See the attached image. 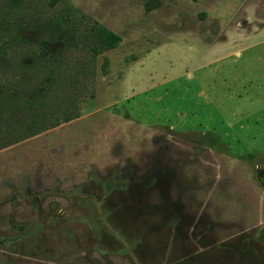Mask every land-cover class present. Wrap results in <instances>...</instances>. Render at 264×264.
<instances>
[{
  "label": "rangeland",
  "instance_id": "rangeland-1",
  "mask_svg": "<svg viewBox=\"0 0 264 264\" xmlns=\"http://www.w3.org/2000/svg\"><path fill=\"white\" fill-rule=\"evenodd\" d=\"M53 2L0 0V89L74 116L0 115V264H264V0Z\"/></svg>",
  "mask_w": 264,
  "mask_h": 264
},
{
  "label": "trees",
  "instance_id": "trees-1",
  "mask_svg": "<svg viewBox=\"0 0 264 264\" xmlns=\"http://www.w3.org/2000/svg\"><path fill=\"white\" fill-rule=\"evenodd\" d=\"M18 1V0H17ZM58 0H54L53 4H55ZM121 42V37L110 31L109 29L102 27L99 32V43L103 50H112L115 49ZM7 48L11 49V45L9 42H5L3 46H0V56L5 57V53H7ZM43 102L40 100L29 99L27 97L20 98L9 92V90L0 89V115L1 117H6L9 120V116L14 114L17 111H22L23 114L32 115L29 118V123L27 126V130L25 133L21 134V138H27L36 134L41 133L47 128L58 126L61 122H69L74 116L67 114L63 120H51L47 116V114L42 112V104ZM20 109V110H19ZM20 112V113H22ZM5 115V116H4ZM47 122L49 126L42 125V123ZM16 140H9L5 143V145H10L14 143ZM259 240L264 244V226L259 231Z\"/></svg>",
  "mask_w": 264,
  "mask_h": 264
},
{
  "label": "flooded vegetation",
  "instance_id": "flooded-vegetation-1",
  "mask_svg": "<svg viewBox=\"0 0 264 264\" xmlns=\"http://www.w3.org/2000/svg\"><path fill=\"white\" fill-rule=\"evenodd\" d=\"M258 176L260 180L262 181V183L264 184V173H259Z\"/></svg>",
  "mask_w": 264,
  "mask_h": 264
}]
</instances>
